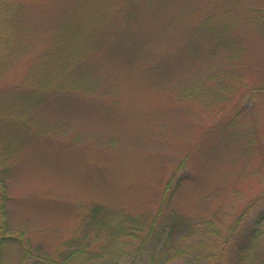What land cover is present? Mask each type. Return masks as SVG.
Returning <instances> with one entry per match:
<instances>
[{
  "label": "rangeland",
  "instance_id": "1",
  "mask_svg": "<svg viewBox=\"0 0 264 264\" xmlns=\"http://www.w3.org/2000/svg\"><path fill=\"white\" fill-rule=\"evenodd\" d=\"M2 6L0 195L35 258L85 255L96 205L150 212L175 242L264 214V0Z\"/></svg>",
  "mask_w": 264,
  "mask_h": 264
},
{
  "label": "trees",
  "instance_id": "2",
  "mask_svg": "<svg viewBox=\"0 0 264 264\" xmlns=\"http://www.w3.org/2000/svg\"><path fill=\"white\" fill-rule=\"evenodd\" d=\"M6 8L2 6L0 10L7 11L6 15L10 12L12 15L16 13L14 8ZM1 189L0 264L4 263L8 246L21 250V264H264V214L253 223H248L245 230L235 237L233 232L242 225L241 220L236 221L233 227L222 225L223 230L220 223L204 222L198 225L205 228V239L188 242L190 235L186 233L175 242L173 229L166 238L164 235L156 236V219H151L150 212L136 217L128 211L109 210L100 205L92 208V217L85 227V232L90 230V234L85 235L89 240V250L85 255L70 251L63 253L60 260L35 258L30 240L13 234L9 227L6 207L10 197L6 193L4 180L1 181ZM166 198L167 194L163 201ZM162 211L161 207L157 216ZM177 219L180 223L181 216H177ZM148 231V239L154 241L150 249L146 248L143 238V234ZM140 239L142 242L138 249L128 252L127 248L132 247V241ZM210 246H214L215 251L209 252Z\"/></svg>",
  "mask_w": 264,
  "mask_h": 264
}]
</instances>
